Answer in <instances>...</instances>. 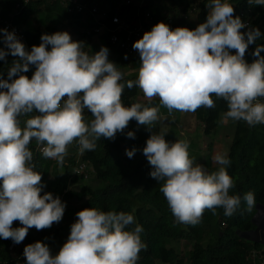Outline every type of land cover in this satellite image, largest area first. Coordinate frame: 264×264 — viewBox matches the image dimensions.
Instances as JSON below:
<instances>
[{"label":"clouds","instance_id":"clouds-1","mask_svg":"<svg viewBox=\"0 0 264 264\" xmlns=\"http://www.w3.org/2000/svg\"><path fill=\"white\" fill-rule=\"evenodd\" d=\"M248 3L264 6V0ZM206 6L207 19L195 29L173 30L158 22L133 43L140 56L135 81L122 82L123 73L109 60L107 47L89 54L84 42L73 41L67 31L42 34L39 46L28 51L14 31L0 29L5 46L0 48V60L9 54L18 57L8 78L0 76V238L19 244L30 228L48 229L63 218L66 205L59 196L41 195L42 175L34 170L29 147L33 140L43 158L63 168L73 142L81 154L94 151L98 140H114L132 120L153 125L161 119L160 107L169 115L194 113L201 107L214 108L213 97L226 102V119L249 126L264 124V103L260 102L264 99V45H257L252 63L245 60L247 49L262 33L235 16L228 0H209ZM32 66L35 71L29 78L24 73ZM134 86L147 101L158 98L159 106L140 102L125 106L124 89ZM85 109L92 114L90 122L85 120ZM21 117H28L23 127ZM126 135L135 139L132 131ZM188 149V141L170 143L164 133L156 132H151L142 149L152 168L150 176L164 182L160 191L174 223L195 226L205 210L215 214L217 208L230 217L241 199L251 210L253 192L242 198L229 194L234 181L226 171L231 163L226 154L213 157L220 167L209 172L204 165L194 164ZM136 152L135 147L125 149L129 158ZM76 216L58 254L53 256L47 244L37 241L24 248L27 264H137L146 245L141 239L143 227L133 214L92 207ZM14 221L23 226L14 228Z\"/></svg>","mask_w":264,"mask_h":264},{"label":"trees","instance_id":"trees-1","mask_svg":"<svg viewBox=\"0 0 264 264\" xmlns=\"http://www.w3.org/2000/svg\"><path fill=\"white\" fill-rule=\"evenodd\" d=\"M64 1L0 0V15L25 29L27 34L25 48L31 51L33 45L39 46L41 43L42 34H53L64 28H73L84 38L91 37L92 35H87L83 29L95 24V19L89 11L93 4L110 9L112 14L120 11L121 15L132 12L136 7L122 6L121 10H118L121 7V0H81L88 9L79 14L69 13ZM208 2L209 0H181L177 5L176 0H147L141 9L149 10L154 18L153 24H157L166 21L169 16L177 15L182 7L178 18H174L175 22L171 29L177 27L195 29L207 19ZM229 3L234 7L235 16H239L242 22L250 19V27L259 28L262 33L261 38L246 51L245 60L247 63H252L256 59L252 53L257 45H264V6L250 5L248 0H231ZM246 12L248 15H241ZM193 14L195 19H191ZM241 31H247V28ZM100 37L107 44L109 55L119 71L123 73L127 67H140L139 53L131 57L115 47L107 35ZM4 47L3 34L0 33V48ZM84 50L92 54V51L85 47ZM261 56H264V51L261 52ZM16 59L18 57L9 54L4 60H0V76L3 79L8 78V70ZM34 71L35 68L32 66L24 75L31 78ZM136 79V77H123L122 82ZM213 100L214 108L201 107L196 112L188 114L198 120L207 135L217 131L219 119L227 111V104L223 99L213 97ZM122 101L125 106L136 102L149 107L159 106L158 98L149 102L137 97L136 86L132 89L125 87ZM261 102L264 103V99ZM159 114L161 119L153 125H139L137 121L132 120L123 133L116 134L114 140L102 137L97 141L94 151H85L80 161H86L91 165L95 179L92 185H84L80 190L73 188L77 182L85 180L82 175L74 171L78 164L75 155L68 157L64 162V172L58 173L55 171L57 162L43 158L36 143L32 141L29 145L30 150L33 151L32 163L35 165L34 170L41 173L44 185L41 195L44 192H51L54 197L59 196L61 201L63 198H69L82 202L74 207H65L62 220L54 223L50 228L40 231L34 227L30 228L23 240L24 248L40 241L47 244L52 255L55 256L70 235L71 225L77 220L76 213L93 207L101 211L117 213L123 211L134 215L136 223L143 227L141 239L146 245V248L139 253L137 264H246L252 250H264V241L249 240L241 235L254 232L260 225L258 221V225L254 223L253 218L257 213V206L264 205V124L249 126L244 121H237L227 155L231 163L226 171L234 181V187L230 189L229 194L239 195L242 198L245 193L253 192L255 203L251 210H248L246 202L241 199L240 206L232 216H225L222 208H217L215 214L211 210H205L200 223L193 226L174 223V216L160 191L164 182H158L150 176L152 168L142 151L151 132L162 133L161 107ZM84 115L85 119L90 121L93 119L87 109ZM129 131L135 133V139L127 137ZM131 147L137 148V152L134 157L129 158L125 149ZM211 163L212 160L206 164L207 170L209 172L218 170L215 167L211 168ZM182 241H187L191 245L187 257L181 250ZM12 244L11 239L0 238V264H27L24 255L18 258L12 257L10 251Z\"/></svg>","mask_w":264,"mask_h":264},{"label":"rangeland","instance_id":"rangeland-1","mask_svg":"<svg viewBox=\"0 0 264 264\" xmlns=\"http://www.w3.org/2000/svg\"><path fill=\"white\" fill-rule=\"evenodd\" d=\"M147 0H144V3H146ZM177 5L181 3V0H176ZM186 1V0H184ZM231 0H228L230 2ZM185 4V3H183ZM138 9V6H136L132 12L130 13L131 21L140 22L139 19L145 18V21L147 20V16L144 15V13L141 11L139 15L136 14V11ZM182 11V7L179 9V12H177V15L171 16L172 21L174 18H178L180 15V12ZM175 12V11H174ZM190 12V11H189ZM136 14V15H135ZM175 14V13H171ZM191 19H195V15H191ZM144 21V22H145ZM155 24H151L150 22L146 24V26H149V31L152 29V27ZM57 31H67L73 41H82L84 42V47L91 50L92 54L95 52H98L101 47H107V44L105 41L102 40L98 35H92L91 37H82L80 33H77V31L73 28H64ZM56 31V32H57ZM87 51V50H86ZM140 67H127L125 68L123 72V77H136L138 78V70ZM137 97L140 99H145L142 92L137 87ZM161 114H162V133L165 134V140L175 142L176 140H186L189 143V155L190 158L193 159L194 164H207L210 162L218 153L226 154L228 155L231 142L233 140V136L235 133V128L237 121H234L230 118H225V113L221 115V118L219 119V127L217 131L211 135H207L204 133L201 125L199 124L198 120L194 117H189L187 113L174 111L171 115L168 114L167 109L161 107ZM86 122H90L89 119H85ZM26 120H23L21 118V126H24V122ZM187 124V125H185ZM183 125L184 135H181ZM213 143V144H210ZM68 155L65 157V162L67 161L68 157H71L72 155H75V158L77 159V162L81 160V157L83 154L79 151V145L76 142H73L71 145L67 148ZM218 167L220 165L216 164ZM212 167V166H211ZM57 169L60 170V172H64L65 166L63 165V168L60 167L58 163L55 165V171ZM59 173V172H58ZM95 176L92 174L89 178H86L85 180H81L77 182L73 186L74 189L80 190L82 186L87 184H93L94 183ZM62 202L65 203L66 207H74L79 205L82 201L76 200V199H69V198H63ZM258 223L262 226L264 224V209H261L260 214L257 217ZM262 229H259L258 231H254L250 233V236L254 239H260L264 241V226L261 227ZM181 250L183 251V255L185 257L189 256L191 245L187 241L181 242ZM11 255L13 258H18L20 255L23 254L24 251V245L23 243L19 244H13L10 247Z\"/></svg>","mask_w":264,"mask_h":264},{"label":"built area","instance_id":"built-area-1","mask_svg":"<svg viewBox=\"0 0 264 264\" xmlns=\"http://www.w3.org/2000/svg\"><path fill=\"white\" fill-rule=\"evenodd\" d=\"M26 1L28 2L29 0ZM64 5L67 7L69 13L80 14L84 13L88 9V7L81 0H65ZM120 5L121 7L118 8V10H121L122 6L126 8L138 6L136 14L139 15L142 11L144 15L148 17L147 19H149L148 23H154V18L150 14V11L141 9V6L145 5L144 0H121ZM89 11L95 19V24H93L92 27L84 28V33L87 35H98L99 37L107 35L109 41L115 45V47L126 52L129 56L133 57L138 54V51L134 50L132 45L134 42L141 39L145 32L149 31L148 26H146L147 23L142 20L143 18L139 19L140 22L131 21V12L121 15L120 11H117L112 14L110 9L102 8L97 4L91 5ZM241 15H248V13L246 12ZM166 21L168 24H172L170 18H168ZM244 23L248 27L251 25L250 19L245 20ZM0 29H6L9 32L14 31L16 36L25 45V47L27 46V34L25 29L12 22L9 18H5L0 15ZM0 33L3 34L2 31H0ZM108 58L111 62H113L111 55H109ZM33 114L39 115L40 113L38 111H34ZM27 118L28 117H25V119ZM33 141L36 143L35 140ZM36 146L40 151V146H38L37 143ZM74 171L76 174L82 175L85 179L89 178L94 172L91 165L86 161H79L75 166ZM21 225L22 224H20L19 221H14L12 226L20 227ZM246 264H264V250H252L248 255Z\"/></svg>","mask_w":264,"mask_h":264},{"label":"crops","instance_id":"crops-1","mask_svg":"<svg viewBox=\"0 0 264 264\" xmlns=\"http://www.w3.org/2000/svg\"><path fill=\"white\" fill-rule=\"evenodd\" d=\"M169 18H170V21H171L172 24H171V25L168 24L167 21H165V23H166L167 25H169L170 28H171V26L173 25V23H174L175 21H174V20L172 21L171 16H169ZM142 20L145 21V18H143ZM147 20H148V19H147ZM145 22L148 23V21H145ZM148 28H149V26H148ZM100 38H101V37H100ZM189 117H191V116H189ZM21 118H22L23 120H26L25 117H21ZM185 125H187V124H185ZM187 126H188V125H187ZM181 128H182V129H181V130H182L181 135H184L183 125L181 126ZM188 128H189V126H188ZM213 157H214V156H213ZM203 165H204L205 168L207 169L206 165H205V164H203ZM211 166H212L211 168H213V167H215V168H219L217 165H215V162H214L213 158H212ZM57 171L60 172L59 169H58ZM259 214H260V213H259ZM263 226H264V224H263L262 226L259 225L258 230H259V229H262L261 227H263ZM258 230H257V231H258ZM22 243H23V241H22ZM23 245H24V244H23Z\"/></svg>","mask_w":264,"mask_h":264},{"label":"water","instance_id":"water-1","mask_svg":"<svg viewBox=\"0 0 264 264\" xmlns=\"http://www.w3.org/2000/svg\"><path fill=\"white\" fill-rule=\"evenodd\" d=\"M257 213L255 214V216H254V218H253V221H254V223H256L257 224V217H258V215H259V212H260V210L261 209H264V205H258L257 206ZM258 225V224H257ZM258 228H259V226H257V228L255 229V231H257L258 230ZM242 235V237H244V238H246V239H249V240H255L254 238H252L251 236H250V233H242L241 234ZM263 244H264V242H263Z\"/></svg>","mask_w":264,"mask_h":264},{"label":"flooded vegetation","instance_id":"flooded-vegetation-1","mask_svg":"<svg viewBox=\"0 0 264 264\" xmlns=\"http://www.w3.org/2000/svg\"><path fill=\"white\" fill-rule=\"evenodd\" d=\"M261 211V210H260ZM260 213V212H259Z\"/></svg>","mask_w":264,"mask_h":264}]
</instances>
